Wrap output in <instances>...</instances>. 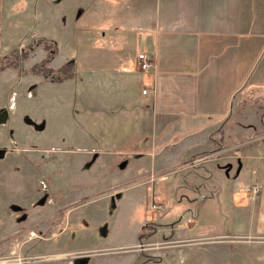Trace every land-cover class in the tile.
Here are the masks:
<instances>
[{
  "label": "crops",
  "instance_id": "crops-1",
  "mask_svg": "<svg viewBox=\"0 0 264 264\" xmlns=\"http://www.w3.org/2000/svg\"><path fill=\"white\" fill-rule=\"evenodd\" d=\"M40 1L42 11L31 18L39 24L40 20L52 21L54 16L61 26L60 0L54 5L53 15L45 14V9L50 11L51 8H46V0ZM133 1L128 8L125 0H117L116 4L112 0L109 5L100 6L94 1L91 10H96L97 14L85 21L87 26L80 36L81 43L77 48L71 46L64 61L57 64L60 67L71 58L75 62V75L55 86L36 87L38 103L63 108L62 113L70 122L71 136L76 135L75 141L68 144L58 142L45 146L38 153L37 161L45 163L48 155L68 150L75 155L74 160L77 155H91L86 163L81 159V165L88 166L83 170L107 168L130 173L127 178L115 179L106 189L97 191L92 200L111 196V193L106 194L107 190L124 186L116 190L117 195H124L128 189L138 188L143 190L129 198L145 208L150 195L160 194L164 183L166 193L174 197L177 186L186 191L189 186L186 177L183 182H177L174 174L192 156L206 151L215 144L214 140L233 143V133L239 137L245 135L249 138L241 143L246 144L239 142L246 146L241 163L244 165L236 167L230 181L222 176L219 182L207 178V182L197 185V189L203 191L210 188L213 195L200 200L197 217L190 228L174 230L176 239L187 234L199 238L241 235L245 240L185 243L171 249L157 248L152 243L158 254L152 253L156 261L151 264H264V86H248L240 95V86H236L229 93L236 99L233 117L225 110L221 112L222 107L217 105V95L226 76L239 75L240 65L247 63L240 84L257 61L256 66H261L258 74L264 76V0ZM1 2L0 9L4 5ZM14 3L11 0L6 11H13ZM22 4L15 15L21 20L19 25L24 27L30 23L31 8L27 0ZM100 10L101 16H98ZM50 26L56 25L50 23ZM61 51L59 46L57 58ZM142 52L153 62L148 71H140L136 65L137 54ZM252 82L255 80L251 79ZM143 89H146L145 94ZM229 96L227 94L226 98ZM38 114L41 119L38 118L37 130L41 133L49 119L46 111L44 114L38 111ZM256 120L258 126L254 125ZM207 166L213 170L212 165ZM36 171L29 174L22 170V173L28 182L32 178L39 182V178L46 175L45 165ZM252 182L261 184V192L250 200L244 187ZM6 193L0 194V225L2 219L23 217L30 227L49 218L56 219L59 213L65 216L63 221L44 224L43 232L32 231L33 235L45 237L30 244L24 240L29 245V255L39 256L28 264H92L81 253L136 246L147 220V217L140 220L138 213L139 221L136 216L130 220L133 229L127 231L126 239H119L116 245L88 250L77 246L78 234L85 229H77L80 217L73 219L71 214L77 207L92 201L91 198L80 203L65 195L45 197L37 193L7 198ZM72 202L80 204L73 206ZM13 204L22 212L11 213L9 208ZM165 216L161 212L153 219L157 221ZM136 220L138 223H134ZM83 221V228L95 223L91 216ZM7 232L5 224L0 226V249L7 243ZM120 255L115 259L105 254L99 263L147 262H142V255L136 251Z\"/></svg>",
  "mask_w": 264,
  "mask_h": 264
},
{
  "label": "rangeland",
  "instance_id": "rangeland-1",
  "mask_svg": "<svg viewBox=\"0 0 264 264\" xmlns=\"http://www.w3.org/2000/svg\"><path fill=\"white\" fill-rule=\"evenodd\" d=\"M1 1V4L4 5L0 9V114L5 111L7 114L4 122L0 124V164H2L0 165L2 166L0 168V172H2L0 174V194L1 192H7L4 195L7 198L37 193L45 197L65 195L67 198L80 203L86 198L92 200V195L97 191L106 189L115 179L127 178L130 173L127 171L121 172L120 170L115 171V169L108 170L107 168H104V170L101 168L98 171L83 170L82 168L86 169L88 166L81 165V159H84V163H86L90 161L91 155H77V160H74L75 155L71 154L70 150L63 154L48 155L49 158L46 157L45 163L37 161L38 153H41L45 146L57 145L58 142L68 144L69 141H75L76 135L71 136L70 122L63 115V108H54V106H49L48 103L44 102L38 103L36 87L55 86V83H59L51 80L53 73H48V70H56L58 68L57 64L61 63L62 60L64 61L65 53L71 49L70 47L77 48L81 43L80 36L85 32L84 29L87 26L85 21L97 14L96 10H91L94 1L100 6V4L109 5L112 0H60L62 5L61 26H58V21L57 19L54 20V16L51 17L53 18L52 21L50 19L45 22L40 20L38 24V20L36 22L31 17H37V14L42 11L43 4L40 0H27L30 3L29 8H31L30 23L24 27L19 25L21 20L15 14L19 11L17 9L22 8V3L26 0H14L15 7L13 11H6V6L10 4L11 0ZM114 1L116 4L117 0ZM57 2L58 0H46V8L50 7L51 9L50 11L45 9V14H55L54 5ZM125 2L128 8L134 1L125 0ZM11 14H14V16H11ZM98 14V16H101V10ZM67 19H70V21H67ZM50 23H54L56 26H50ZM38 38H42L44 41L38 42ZM59 46L62 51L57 58ZM49 55H52V57L48 58ZM241 55H239V62H241ZM66 58H69L68 55ZM71 60V58L68 59V61ZM43 61L46 67L44 71L38 67L35 68ZM256 63L258 61L248 72L244 83H241L242 85L240 80L244 77L242 72L246 71L247 63L239 66V75L226 76V81L221 86L222 90L217 95V105L222 107L221 112L225 110L227 115L233 117V105L236 99L233 100V93L230 96L229 93L233 92L236 86H240L238 95L244 94V90L248 86H264V76L258 74V72H261V66H256ZM97 66L100 69L101 65L98 64ZM45 72L48 74H44ZM251 79L255 80V83H251ZM227 94L229 98H226ZM38 111L41 114L46 111L49 119L47 128L41 133L37 130L38 118L41 119ZM257 121H254V125L258 126ZM233 132L237 131L233 129ZM236 136L238 134L233 133V143L230 141L229 143L227 140H214L215 144H212L210 148L192 156L189 161L180 166L179 169H182L174 174V181L183 182L185 176L189 186L186 187V191L182 190L181 186H177V190H174V197L170 192L166 193V183H164L161 187V193H157L159 196L157 201L161 203L159 209H152L150 205L152 194L145 208L141 204L138 206L137 202L134 203L129 198V196L133 197V194L136 195L143 189H128V193L117 195V191L124 186L117 188V191H105L106 194L111 193V196L95 198L74 209L71 217L73 219L80 217L79 222H77V229H85L84 232L78 234L77 246L88 248V250L93 247L100 248L104 245H116L119 239L124 240L128 237L127 231L133 229V223L130 221L133 217L136 216L138 221L139 215L140 220L147 217L144 223L145 228L141 231L142 238L139 239V243L135 244L136 246L110 250H90L81 254H85L87 260H91L90 263L100 264L99 262L102 258H105V254L108 258L118 259L120 254L124 256L128 253L133 254L136 251L142 255V262L146 260V264H151L156 261V257L152 253L157 248L171 249L176 245L185 243L195 244L194 242L198 236L189 237V235L184 234L179 236L180 239H176L174 230L176 228H181V230L185 227L190 228L189 226L194 224L193 222L197 217L198 207L201 204L200 200L213 195L210 188L203 191V189H197V185L207 182V178L219 182L222 176L225 180L230 181L236 167L238 169V166L244 165V163H241L244 157L243 154L246 152V146L243 145L246 143L241 142L249 137L245 135L243 137ZM239 142L243 145H240ZM42 165H45L46 175L39 178V182L38 180L36 182L35 178L28 182L22 170L34 174V172H37V168ZM207 165H212L213 170H210ZM115 166L117 168V162H115ZM6 169H8L7 172ZM214 170L217 174H214ZM55 175L57 179L54 180ZM33 189H37V192H33ZM148 189L150 190V187ZM197 191L198 195H196ZM153 194H156V192H153ZM72 203L73 206L80 204L78 202ZM63 205H66V203ZM9 210L11 213L12 211L22 212V209L14 204L11 205ZM161 212L167 216L155 221L153 218ZM81 215L84 218L91 216L95 223L89 224L88 228H83L84 218H81ZM64 217L63 213H59L56 219L49 218L30 227L29 223H24L23 217L2 219L0 226L5 224V227L8 228V238L4 248L0 249V264H27L23 262L30 261L31 258L38 260L39 256L31 257L29 255V245L28 243L25 244L24 240L29 241L30 244L39 238L41 239V237H45L46 235L42 234L33 235L32 231L43 232L44 224L50 222L53 224L57 220L63 221ZM190 220L192 222L188 223ZM134 223H138L137 220ZM151 233L154 234L150 235ZM243 240H245V236L233 237V242ZM147 243L148 245L144 246ZM152 243L157 247L156 249L151 245ZM155 253L158 254L157 251Z\"/></svg>",
  "mask_w": 264,
  "mask_h": 264
},
{
  "label": "built area",
  "instance_id": "built-area-1",
  "mask_svg": "<svg viewBox=\"0 0 264 264\" xmlns=\"http://www.w3.org/2000/svg\"><path fill=\"white\" fill-rule=\"evenodd\" d=\"M137 68L140 71H148L153 67V62L151 60V57L147 55L145 52L138 53L137 54V62H136ZM142 93H146V89L142 90ZM245 192L250 200L256 199L260 192H261V184L259 182H252L247 184L245 187ZM158 196L152 194L151 195V201L150 205L152 209H159L161 208L160 201H157ZM238 235H220V236H210V237H202V238H196L194 243L204 244V243H214V242H233V237ZM37 260L36 258H31L30 261H24L23 263H29L31 261Z\"/></svg>",
  "mask_w": 264,
  "mask_h": 264
},
{
  "label": "trees",
  "instance_id": "trees-1",
  "mask_svg": "<svg viewBox=\"0 0 264 264\" xmlns=\"http://www.w3.org/2000/svg\"><path fill=\"white\" fill-rule=\"evenodd\" d=\"M38 42H42L44 41V39L42 38H38L37 39ZM48 49V48H47ZM56 49V48H55ZM52 55H49L48 58H51ZM38 67L39 69L41 70H45V66H44V61L41 62L40 64H38L37 66H35V68ZM39 70V71H41ZM75 70H76V67H75V62L74 60H71V61H67L65 62L64 64H62L60 67H58L56 70H48V73H53L52 76H51V80L53 81H57V82H61V81H64L66 79H70L72 78L74 75H75ZM47 72H45L44 74H48ZM145 228V224L142 226V229ZM141 229V231H142ZM152 234V233H151ZM139 239L142 238V233L140 232L139 233V236H138ZM138 239V241H139Z\"/></svg>",
  "mask_w": 264,
  "mask_h": 264
},
{
  "label": "water",
  "instance_id": "water-1",
  "mask_svg": "<svg viewBox=\"0 0 264 264\" xmlns=\"http://www.w3.org/2000/svg\"><path fill=\"white\" fill-rule=\"evenodd\" d=\"M6 114H7L6 111H5V112H2V113L0 114V124L4 122V119H5V117H6Z\"/></svg>",
  "mask_w": 264,
  "mask_h": 264
},
{
  "label": "bare ground",
  "instance_id": "bare-ground-1",
  "mask_svg": "<svg viewBox=\"0 0 264 264\" xmlns=\"http://www.w3.org/2000/svg\"><path fill=\"white\" fill-rule=\"evenodd\" d=\"M7 113V112H6Z\"/></svg>",
  "mask_w": 264,
  "mask_h": 264
}]
</instances>
